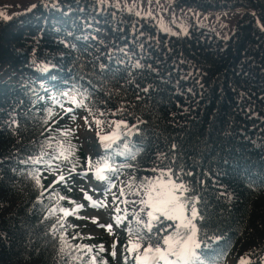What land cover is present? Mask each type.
I'll use <instances>...</instances> for the list:
<instances>
[{
  "label": "trees",
  "instance_id": "16d2710c",
  "mask_svg": "<svg viewBox=\"0 0 264 264\" xmlns=\"http://www.w3.org/2000/svg\"><path fill=\"white\" fill-rule=\"evenodd\" d=\"M176 3L246 10L227 38L198 23L164 31L102 0H38L0 14V264H114L70 220L75 178L49 180L59 162L86 156L60 120L73 97L101 144L87 166L106 161L116 169L106 183L133 187L120 195L121 260L155 246L145 236L131 250L144 236L138 220L147 222L142 185L167 182L171 170L198 198L197 228L219 237L211 259L264 264V0ZM116 124L120 139L101 141Z\"/></svg>",
  "mask_w": 264,
  "mask_h": 264
},
{
  "label": "rangeland",
  "instance_id": "374dc122",
  "mask_svg": "<svg viewBox=\"0 0 264 264\" xmlns=\"http://www.w3.org/2000/svg\"><path fill=\"white\" fill-rule=\"evenodd\" d=\"M132 10L139 16H152L159 27L168 32H186L193 23L202 24L215 31L219 36L227 38L233 32L241 11L245 7L203 11L190 5H178L176 0H102ZM38 0H0V14L8 16L20 9L35 5ZM71 109V111H69ZM60 120L82 144L86 152L85 159L80 157L76 162H59L54 166L49 180L59 174L66 177L72 175L75 180L70 184L67 199L72 203L70 220L81 229L90 243L97 244L114 259V264H141L139 259L130 263L121 260L122 248L120 238L126 233L128 218L122 190L127 191L131 182L123 180L121 184L98 179L97 169L87 166L88 156L101 148L97 133L93 128L90 115L77 104L71 103L62 110ZM124 183V184H123ZM122 185L120 188L119 186ZM90 197L91 199H88ZM145 197V196H144ZM143 197V198H144ZM119 218V219H117ZM111 225V230L107 227ZM114 253V255H113ZM232 263V257L228 259Z\"/></svg>",
  "mask_w": 264,
  "mask_h": 264
},
{
  "label": "snow or ice",
  "instance_id": "6c2138e0",
  "mask_svg": "<svg viewBox=\"0 0 264 264\" xmlns=\"http://www.w3.org/2000/svg\"><path fill=\"white\" fill-rule=\"evenodd\" d=\"M73 102L78 107L83 106L82 102L77 101L75 97ZM115 128L116 131L112 134L100 137L101 141L113 143L118 141L121 124H116ZM105 147L110 149L112 144L106 143ZM114 171L116 169L111 168L105 161L104 167L97 169L96 176L98 179H107V173ZM171 175V170L162 172L161 176L169 177L167 182L148 181L142 185L146 198L140 200L144 206L141 211L147 209V222L138 220L143 223L144 236L137 233L138 240L131 250H138L147 236L149 240L155 242V246L149 244L144 250L141 264H204L205 259L209 260V264H218L211 257L217 255L219 237L212 236L208 232H201L197 228L195 221L200 218L196 208L198 198L188 196L187 194L193 190L182 180L173 181L170 178ZM68 214L65 213V215ZM107 227L111 230V225ZM161 244L164 247H160ZM240 264H249V262L242 259Z\"/></svg>",
  "mask_w": 264,
  "mask_h": 264
}]
</instances>
